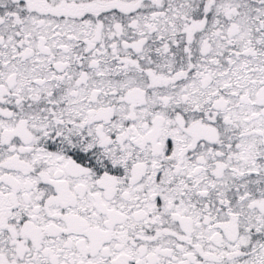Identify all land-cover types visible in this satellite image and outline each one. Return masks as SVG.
I'll return each instance as SVG.
<instances>
[{
    "label": "snow or ice",
    "instance_id": "obj_1",
    "mask_svg": "<svg viewBox=\"0 0 264 264\" xmlns=\"http://www.w3.org/2000/svg\"><path fill=\"white\" fill-rule=\"evenodd\" d=\"M0 264H264V0H0Z\"/></svg>",
    "mask_w": 264,
    "mask_h": 264
}]
</instances>
